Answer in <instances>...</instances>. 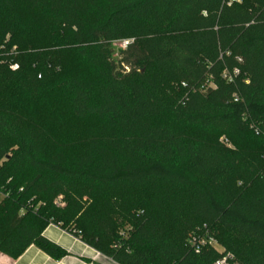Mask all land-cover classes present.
Instances as JSON below:
<instances>
[{"label": "trees", "instance_id": "obj_1", "mask_svg": "<svg viewBox=\"0 0 264 264\" xmlns=\"http://www.w3.org/2000/svg\"><path fill=\"white\" fill-rule=\"evenodd\" d=\"M1 46L40 69L0 67V160L36 172L16 190L0 176V251L62 259L42 235L62 212L112 264H264V0H0ZM67 49L104 66L58 82L73 116L103 122L69 163L43 158L11 107Z\"/></svg>", "mask_w": 264, "mask_h": 264}, {"label": "rangeland", "instance_id": "obj_2", "mask_svg": "<svg viewBox=\"0 0 264 264\" xmlns=\"http://www.w3.org/2000/svg\"><path fill=\"white\" fill-rule=\"evenodd\" d=\"M123 41L125 40L114 42V47L121 48ZM0 50H2V46ZM5 50L8 53H1L0 67H5L10 72H17L20 67V63L18 62L20 56L26 55L24 65L21 68L24 71H27V67L32 71L40 69L35 67L32 53L21 52L16 47ZM52 52L50 51V53ZM59 58L61 60L56 65H51V67L46 66L44 68V78L36 86H31V84H28L25 88L15 86V90L11 93L14 95L11 107L15 108L16 123L30 131L38 143L43 158L69 163L82 150H87L91 145V141H96L101 133L103 122L91 116H85L83 118L73 116L70 109L69 95L58 88V82L63 78L77 76L83 79H97V73L103 70L104 66L95 65L79 57V54L72 49H67V52L64 51L61 53ZM57 60V58L54 59V61ZM220 141L226 142L224 137H221ZM96 143L103 142L99 140ZM35 173L29 167L15 164L7 165L5 160H0L1 181L11 179L15 184V190L26 184ZM1 181L0 184L2 183ZM26 199L27 197L20 201L24 200V202H27ZM54 204L59 211H63V196L58 195L54 200ZM6 205L7 203L4 202V197L0 194V221L5 218L4 207ZM38 205L39 203L37 202L34 204V207ZM20 213L22 214L21 211ZM67 219L70 218L60 212L59 215L48 220L43 232L49 225H52L77 237L81 241V232L73 225L74 221L69 222ZM123 230L120 229L119 233L123 234L125 231ZM203 237L204 234H202V240H204ZM225 237L226 235H220L219 233L210 235V238L213 239L212 246L218 252H223L226 248L227 242L225 241ZM0 256L10 261L15 260L5 255L2 251H0ZM99 264H112V262L103 256Z\"/></svg>", "mask_w": 264, "mask_h": 264}, {"label": "crops", "instance_id": "obj_3", "mask_svg": "<svg viewBox=\"0 0 264 264\" xmlns=\"http://www.w3.org/2000/svg\"><path fill=\"white\" fill-rule=\"evenodd\" d=\"M43 237L61 247L67 255L53 260L34 246H29L18 258L9 260L0 256V264H99L103 256L58 227L49 225Z\"/></svg>", "mask_w": 264, "mask_h": 264}, {"label": "built area", "instance_id": "obj_4", "mask_svg": "<svg viewBox=\"0 0 264 264\" xmlns=\"http://www.w3.org/2000/svg\"><path fill=\"white\" fill-rule=\"evenodd\" d=\"M231 1L236 2V1H238V0H231ZM127 44H128L127 41H123V45H122V47H125ZM212 240H213L212 238L207 237V240H206V241L208 242V244L212 245ZM201 242L204 243V240H202ZM214 264H225V258H222V259L216 261Z\"/></svg>", "mask_w": 264, "mask_h": 264}]
</instances>
